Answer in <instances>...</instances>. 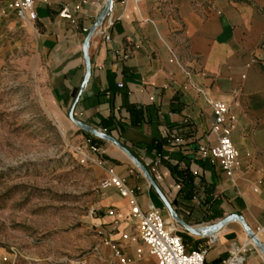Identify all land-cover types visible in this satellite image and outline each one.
I'll return each mask as SVG.
<instances>
[{
	"label": "crops",
	"instance_id": "obj_1",
	"mask_svg": "<svg viewBox=\"0 0 264 264\" xmlns=\"http://www.w3.org/2000/svg\"><path fill=\"white\" fill-rule=\"evenodd\" d=\"M10 1L0 0V37L26 23L9 8ZM105 4L36 2L32 34L54 116L67 132L77 131L69 112L82 89L75 117L120 145L85 131L78 140L86 135L106 172L126 178L143 210L152 204L177 226L188 252L206 249L205 264H222L232 244L248 241L242 222L229 221L213 234L215 240L190 232L172 220L122 146L147 167L188 225L212 226L237 214L253 230L264 227V0H113L110 39L99 28L90 38L91 75L83 86L84 44ZM64 6L72 20L60 16ZM216 101L226 102L235 115L231 138L240 165L232 175L198 150L200 144L217 143L211 134ZM103 190L97 220L111 243L127 244L122 264H156L145 243L128 239L138 227L127 199L114 187ZM244 255V264H264L252 245Z\"/></svg>",
	"mask_w": 264,
	"mask_h": 264
},
{
	"label": "rangeland",
	"instance_id": "obj_2",
	"mask_svg": "<svg viewBox=\"0 0 264 264\" xmlns=\"http://www.w3.org/2000/svg\"><path fill=\"white\" fill-rule=\"evenodd\" d=\"M33 30L0 37V264H122L127 244L97 220L107 172L84 130L54 116ZM128 239L145 245L138 229Z\"/></svg>",
	"mask_w": 264,
	"mask_h": 264
},
{
	"label": "built area",
	"instance_id": "obj_3",
	"mask_svg": "<svg viewBox=\"0 0 264 264\" xmlns=\"http://www.w3.org/2000/svg\"><path fill=\"white\" fill-rule=\"evenodd\" d=\"M37 1L47 3L49 0H11L9 8L14 11L21 21L33 24L38 17L35 10ZM59 14L62 18L73 19V14L68 6H64ZM106 21L107 24H105ZM112 25L113 20L108 15L98 27L104 32L106 39H110L107 30ZM120 86L122 85L120 84ZM213 110L214 119L211 134L216 136L217 143L212 146L200 144L198 150L202 158H211L219 162L226 173L232 175L234 170L240 165V153L231 138L235 115L231 112L229 105L223 101L214 102ZM172 140L174 142L181 141L180 138L175 136H172ZM91 149L97 151L98 148L95 145H91ZM101 187L102 189L114 187L123 198L127 199L140 237L146 244L148 253L156 258V264H205L207 250L198 249L188 252L182 236L178 233L177 226L168 222L162 211L152 204L148 206L147 210H143L133 190L127 184L125 177L109 172L102 180ZM254 233L264 245V227L258 226L254 229ZM211 238L215 240L214 235ZM249 245L260 250L253 239L248 237V241L244 245L236 243L231 245L229 256L222 264H244V253ZM138 253L141 254V250ZM125 262L126 259L122 258L121 263Z\"/></svg>",
	"mask_w": 264,
	"mask_h": 264
},
{
	"label": "water",
	"instance_id": "obj_4",
	"mask_svg": "<svg viewBox=\"0 0 264 264\" xmlns=\"http://www.w3.org/2000/svg\"><path fill=\"white\" fill-rule=\"evenodd\" d=\"M113 6V0H106V4L102 10V12L100 13V15L98 16L92 30L90 31V34L88 36V38L85 41L84 44V53L86 56V62H87V70H86V76L84 79V83L83 86L88 82L89 77L91 75V63L88 57V47H89V42H90V38L92 37V35L96 32L97 28L99 27V25L105 20V18L109 15L111 9ZM82 89L79 92V95L76 97V100L73 104V106L71 107V110L69 112V117L72 119V121L81 129H83L86 132L91 133L93 136L102 138V139H106L109 141H113L116 142L117 144L120 145V143L117 141V139L115 137H113L112 135H109L99 129H95V128H91L90 126H88L87 124L79 121L75 115H74V111H75V107L76 104L79 101L80 95H81ZM122 148L127 151L132 159V161L141 169V171L145 174V176L148 178L150 184L155 188V190L157 191V193L159 194L160 198L162 199L165 208L168 210L171 218L173 221H175L176 223H180L182 224L187 230H189L190 232L194 233V234H198V235H205V236H211L213 234H215L223 225L227 224L229 221L231 220H239L242 222L248 236L250 238L253 239V241L255 242V244L260 248V250L262 251V253L264 254V245L262 244L261 240L255 235L254 230L246 223L245 219L237 214L234 215H230L228 217H226L223 221H221L219 224H215L212 226H206L203 228H194L190 225H188L187 223H185L184 221H182L179 216L177 215V212L175 211V209L173 208L171 202L166 198V196L163 194V192L161 191V189L157 186V184L155 183L154 179L152 178V176L150 175L147 167L140 161L138 160L127 148L123 147Z\"/></svg>",
	"mask_w": 264,
	"mask_h": 264
},
{
	"label": "trees",
	"instance_id": "obj_5",
	"mask_svg": "<svg viewBox=\"0 0 264 264\" xmlns=\"http://www.w3.org/2000/svg\"><path fill=\"white\" fill-rule=\"evenodd\" d=\"M94 138V137H93Z\"/></svg>",
	"mask_w": 264,
	"mask_h": 264
}]
</instances>
